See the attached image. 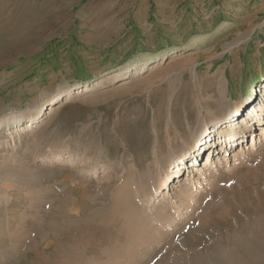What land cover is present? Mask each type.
<instances>
[{
  "label": "rangeland",
  "instance_id": "374dc122",
  "mask_svg": "<svg viewBox=\"0 0 264 264\" xmlns=\"http://www.w3.org/2000/svg\"><path fill=\"white\" fill-rule=\"evenodd\" d=\"M27 1L50 3L55 16L0 51V264H172L186 234L221 251L235 233L264 234V134L247 132L225 154L211 132L213 151L201 160V148L149 204L199 122L235 110L252 89V107L264 100V0ZM83 85L91 90L76 94Z\"/></svg>",
  "mask_w": 264,
  "mask_h": 264
},
{
  "label": "bare ground",
  "instance_id": "6f19581e",
  "mask_svg": "<svg viewBox=\"0 0 264 264\" xmlns=\"http://www.w3.org/2000/svg\"><path fill=\"white\" fill-rule=\"evenodd\" d=\"M8 6L9 4L5 3V1L0 0V51L6 48L10 49V47H13V45L20 43L22 37L30 38L33 35V33L37 34L39 31L45 28V26H41V25L45 24L46 20H48L49 18H53L55 16L54 6L48 2L41 4L40 7H38L37 9H33V7H31V5L28 3L27 0H22L21 4L16 5L12 10H9ZM42 27L43 29H41ZM258 83L260 85H264V77ZM125 85H126L125 82L118 84L120 89H121L120 86H125ZM75 90H76L75 91L76 94H87L91 89L89 85L87 86L83 85V86H78L77 89ZM252 90L254 97L252 99L249 98L251 100H248L245 96V98L242 100V103L235 110L230 111V109H227L225 112H223V115L220 118L214 117L213 119H211L208 125L204 124V122H199V124L195 126V128H193V130H199V133L195 138L196 140L193 145L194 147H192V149H188L187 147L182 154L179 155L174 154L171 160L169 159L170 163L168 165V170L162 175V177H160L158 181H156V184L154 185L153 190L149 196L150 199L149 204L153 205L155 201L162 199L163 195L169 191V188L173 187V184L180 182L179 179L184 174L183 169L185 168L188 169L186 167L187 166L186 163L192 161V159L196 160V157L199 156V151L201 148L203 150L201 153L202 155L201 160H203V155L205 153L210 154L213 151L212 149L213 142H212V138L210 137L211 132L217 131V133L221 135L218 136L217 142L222 152L224 153L226 152L225 154H227L229 152L228 150H231L232 146L234 145H236L234 149L235 152L236 149L243 142V138L245 137L247 132H250L251 136L255 134L253 141L256 140L257 135L260 136L264 134L263 132L264 100L259 98V102H257V105L255 107H252L255 105V101L257 97L256 90L255 89ZM69 94L70 92L66 91L63 94L59 93L48 99L46 105L47 107L44 106L40 108L36 112V118L30 119L27 122L26 128L32 129L36 127V123L43 116L50 114L53 108L60 101L65 99V98L62 99V96H69ZM248 109L250 110L246 111ZM18 121L19 119H14L11 120L10 122L13 124H17ZM254 125H257V127H259V130L261 131L260 134L255 133L256 130ZM212 136H214V134ZM253 145L254 144L252 142V146ZM225 154L224 156H226ZM207 155L204 157L205 160L204 166L208 168L211 166L212 163ZM59 159L62 158L59 155H56L54 160H59ZM228 159H229V155L223 157L222 160L223 162H226ZM190 169L193 170L192 167H190ZM193 171H191V173ZM187 177L188 178H186L185 186L187 190H189L193 188V185L191 182L190 175H188ZM170 185H172V187ZM163 213H165V211ZM163 213H161V217H163L162 215ZM166 217L164 218L166 219ZM217 223H218L217 219L214 220L212 219L210 223H199L201 226L198 229L200 230V232L206 233L207 232L206 230H212V228ZM201 227H203V229ZM200 234L201 233L197 235L194 234L195 235L194 237L192 236L190 237L188 236V234H186L188 238L185 241V243L183 240V244L180 243L177 246H171L172 248L170 247L172 252H176L178 254V256L175 257L174 260L172 259L173 261L172 264H188L185 262H187V259H190L189 258L190 255H192L191 258L192 260H190L191 261L190 264H264V234H261L260 232L259 233L253 232V234H251V236L249 237L247 236L248 234H245V236L243 237H239L238 235H236V233L235 234L232 233L233 235L231 236L232 238L230 242H228V245L222 246L223 251L218 249L216 243H214L213 246L206 247L204 244L206 236L204 234H201L200 237L199 236ZM195 240L198 241L199 243L198 246H202L203 248H205L204 250L206 251V253H204V255L196 253L197 251L195 249V246L194 248L192 246L195 245L194 244ZM181 247L182 249L184 248V251L186 250V253H184L183 251L185 255H183V253L182 254L179 253V249H181ZM84 250L86 249L84 248L83 251ZM180 259H184V260L186 259V261L181 263L182 260L180 261Z\"/></svg>",
  "mask_w": 264,
  "mask_h": 264
},
{
  "label": "crops",
  "instance_id": "0c3cea01",
  "mask_svg": "<svg viewBox=\"0 0 264 264\" xmlns=\"http://www.w3.org/2000/svg\"><path fill=\"white\" fill-rule=\"evenodd\" d=\"M153 17L154 15L153 14H150L147 18V21H150V22H153ZM146 22V20H144Z\"/></svg>",
  "mask_w": 264,
  "mask_h": 264
}]
</instances>
